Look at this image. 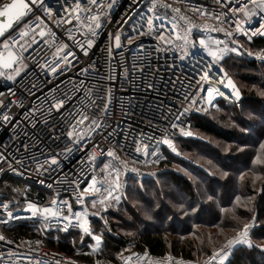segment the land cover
Returning a JSON list of instances; mask_svg holds the SVG:
<instances>
[{"label": "snow or ice", "instance_id": "snow-or-ice-1", "mask_svg": "<svg viewBox=\"0 0 264 264\" xmlns=\"http://www.w3.org/2000/svg\"><path fill=\"white\" fill-rule=\"evenodd\" d=\"M117 2L110 0L105 4L103 0H62L61 13L47 0H0V37L14 23L33 13L34 9H42L49 19L55 17L58 22L69 25L68 39L73 42L72 45L63 43L57 47L52 61L38 59L39 53L26 56L25 53L33 45L47 43L39 39L46 35L45 20L36 16L39 24L31 22L25 26L26 30L4 40L0 46V78L11 82L6 89L9 96H17L12 86L19 84L28 71H32L41 84H51L47 91L53 93L50 98L46 96L39 106L31 105L29 100L31 106L25 107L24 100L35 95L36 84H23L27 96L21 92L15 100H8L5 93L0 92V97H5L0 100V127L12 130L10 146L6 145L0 151V165H6L18 174L28 171L38 176H47L50 180L49 189L64 185L71 188L70 198L62 200L57 192L44 203L28 200L24 193L23 200L14 201L17 206L15 211L10 210L13 201L0 202V211L7 217L0 218V224L30 218L40 226L38 231L47 232L55 228L58 232H67L77 229L81 241L85 237L94 241V244L89 245L93 253L103 251L104 233L92 227L90 218H99L102 221L101 227L110 232L105 214L127 198L128 161L122 154L129 157L135 154L138 163L141 162L139 156L143 155L145 162L156 164L165 158L161 152L162 146L180 155L175 141L194 136L191 123L193 113L211 115L212 109L219 112L217 97H225L230 101L234 97L235 101H240V91L224 67L227 56L242 54L243 45L239 37L246 36L248 41L255 36L264 37V0H212L211 5L206 0H174V3H168L167 0H132L130 10L139 9L136 17L123 19L113 31L107 33L108 40L101 52L107 68L105 72L90 56L95 40L88 38L84 43L78 37H99L107 31L105 22L107 20L110 23V11ZM175 3L182 6H174ZM256 16H260L259 25L250 30L247 25ZM48 31L51 32V29ZM30 33L31 42L25 47L20 41L29 37ZM51 34L55 36L54 32ZM220 34H223V38H220ZM144 37L153 39L154 44L146 46L143 43ZM74 48H78L86 58L84 67H77L80 59ZM247 54L264 62V49L255 53L249 51ZM29 60L34 68L30 66ZM189 66L195 74L191 77L184 71ZM70 69H75L77 76L69 78L67 85L61 88L64 82L60 80L57 83V80ZM177 69L180 71L177 72ZM165 72L172 74L167 80L162 79ZM40 77L45 79L41 80ZM117 80L121 87L127 84L143 92L164 95L165 98L171 91L179 100V107L164 109L163 101H160L156 108L161 110L147 117L143 111L137 113L136 107L140 101L130 97L127 107L122 105L120 108L121 116L132 118L139 115L140 123L152 129L153 135L149 136L131 127H113L108 118L110 113L114 115L113 88ZM161 84L163 88L159 87ZM221 84L231 89V96H225L218 87ZM178 88L180 91H177ZM260 94L264 96V92ZM14 108L23 111L17 113L13 111ZM97 135L109 141V145H90V141ZM117 136H121V139H115ZM90 146L93 149L91 152L88 151ZM260 149L251 161L255 175L253 184L256 179L264 176V142L260 143ZM78 151L86 154L81 155L77 161L79 172L65 173L63 161ZM237 151H243V148H237ZM105 156L107 162L101 166L97 162L98 157ZM149 156L153 159L148 160ZM3 170L0 166V171ZM131 171L139 170L132 168ZM222 175L227 176L228 173L223 172ZM40 183L45 181L42 179ZM12 191L15 193L17 190ZM260 191L264 192V188ZM212 199L209 195L208 200ZM240 199L236 197L237 201ZM21 203L22 208L19 207ZM193 203L195 201L189 203L187 209L181 201L174 202L173 206L187 216L197 212ZM17 212H23L26 216L21 217ZM257 223L258 215L253 213L251 220L244 223L234 236L227 238L222 247L214 250L205 264H226L234 246L244 244L251 247L250 230ZM0 241L13 243L2 234ZM40 243L36 241L37 245ZM13 256L21 259L12 249L7 253L0 251V264H12L10 258ZM118 258L121 264H170L172 260L171 256L153 259L147 250L142 254H118ZM27 259L31 260L32 257L28 256ZM96 264H101L100 259H97Z\"/></svg>", "mask_w": 264, "mask_h": 264}, {"label": "trees", "instance_id": "trees-1", "mask_svg": "<svg viewBox=\"0 0 264 264\" xmlns=\"http://www.w3.org/2000/svg\"><path fill=\"white\" fill-rule=\"evenodd\" d=\"M246 42L256 52L264 49V37L260 36ZM224 65L229 76L233 77L241 90L242 98L235 103H224L228 100L222 98L225 100L221 99L217 103L220 105L219 112L212 109L211 115L194 114L192 131L205 137L209 136L219 144H227L231 150L223 151L218 144H214L211 140L205 144L192 137L179 138L175 143L178 150L186 154L194 150L208 154L209 160L216 167L213 169L211 166L212 175L201 171L203 168L192 166L196 171L203 172L198 178L206 186L207 192L213 199L208 200L209 195L191 192L194 184L190 179L184 178L170 168V171L165 169L167 171L164 172L170 173L171 180H174L177 185L184 186L185 192L192 193L190 196H185V206L187 209V205L195 201L192 206L198 207L196 213L185 216L170 206L169 211H171L170 215L173 220H169V225L173 227H166L160 231L152 228L148 230L151 223L144 222L139 216L129 213L131 219L126 223H133L136 227L139 224L140 231L134 228V235L117 234L116 224L110 223L112 231L108 232L103 228V251L95 254L88 250L89 237H85L81 241L77 232L74 231L65 233L56 231L43 238L49 248L73 254L78 259L89 262H95L97 259L116 260L118 254L124 253L132 244L137 250H147L158 255L171 252L186 258H196V255L202 252L210 251V245L214 241L213 237L216 236L214 232L210 231L212 228L223 230L224 228L228 229L227 225H231V229H237L244 222L251 220L255 213L258 215V223L250 236L252 246L244 244L235 246L226 264H264V247H261L264 245V192L260 191L261 188H264V176L256 179L253 184L255 175L251 163L252 159L261 151L260 143L264 142V96L260 94L264 92V62L256 61L248 55H232L225 58ZM237 148H243V151H237ZM208 149L213 151V156L209 155L210 151H206ZM162 150L166 158L154 166L171 167L174 162L190 165L177 158L169 150L165 148ZM152 166L151 164L149 168L151 169ZM164 172L157 173V176ZM223 172H227L228 175H222ZM149 177L142 181L131 179L127 189L136 183L148 185L152 180H157L152 177L148 179ZM165 195L160 194L159 201L165 203ZM237 196L241 199L236 203ZM148 202L151 205L154 200L150 199ZM163 206L161 207L162 211ZM222 209H226L223 210L225 211L224 217H222ZM110 213L120 215L114 210ZM132 215H135L134 219ZM132 220L133 222H131ZM95 224V229L96 226L101 227L102 225L98 221ZM5 233L19 241L34 240L41 235L38 228L27 224L10 226L5 229Z\"/></svg>", "mask_w": 264, "mask_h": 264}, {"label": "built area", "instance_id": "built-area-1", "mask_svg": "<svg viewBox=\"0 0 264 264\" xmlns=\"http://www.w3.org/2000/svg\"><path fill=\"white\" fill-rule=\"evenodd\" d=\"M51 2L50 5L58 10L61 11L60 9V4H62V0H47V3ZM105 4L109 3L110 0H103ZM168 3H174V0H167ZM206 2L211 5L212 0H206ZM49 4V3H48ZM132 4V0H118L117 4L111 9L110 11V23L106 20L105 26L107 31H104L101 33L99 37H92V36H79L78 39L81 42L86 43V40L88 38H92L95 40V44L93 46V49L90 50V56L92 60L97 61L105 70L106 64H104L103 58L101 56V52L103 47L105 46L107 40H108V31H113L117 24H119L123 19H128L130 17L135 18L136 17V12L139 11V9L136 10H130V5ZM174 6H182L179 5V3H175ZM128 13V15H126ZM36 16H41L45 20V24L47 27L45 28L46 35L43 38H39L41 40H46L47 43H38V45H33L32 48H29L28 53H25V55H38V59L41 60H49L52 61L54 59L53 53H55L56 48L60 47L63 43H68L69 45H72V41L68 39V28L69 25L64 24L63 22H58L55 17L52 19H49L45 13L43 12L42 9H34L33 13H29L27 16H25L20 22L13 24V27L7 30V32L4 34L3 37H0V46H2V43L4 40L9 39V37H16L22 30H26L25 26L29 25L31 22H35V24H39V21L36 20ZM260 21V16H256L253 18L252 23L247 25V27L251 30L256 27H258ZM134 22V21H133ZM41 27H44V25H41ZM48 29H51V32L55 33V36L51 34V32L48 31ZM73 35H76L75 32H73ZM212 35H216L213 33ZM260 36H255L252 38V40L258 38ZM31 33L29 37L25 38L24 40H21V43L25 44V47H27V44L31 42ZM220 38H223V34H220ZM240 43L243 41H248L246 36H240L239 37ZM251 40V41H252ZM143 43L146 46H151L154 44V40L149 38V37H144L143 38ZM79 56L80 63L77 65V67H84L85 66V57L83 56V53L79 51L78 48L73 49ZM256 60H258L255 56H253ZM260 61V60H258ZM75 63V61H74ZM88 63H91V61H88ZM29 64L31 67L34 68V65H32L31 60H29ZM38 71V70H37ZM180 69H177V72H179ZM185 72L188 73V75L191 77L195 75L194 73L191 72L190 66L184 69ZM216 72V69L213 70ZM172 74L170 73H163L162 79L167 80L169 79V76ZM23 76V73H22ZM77 76V72L75 69H70L68 73L64 74V76L58 78L57 83H59L60 80L64 82L63 85H60L61 88H63L64 85H67L68 79L71 77ZM229 76V75H228ZM230 77V76H229ZM174 79L175 77L172 76ZM217 78H219L217 76ZM41 80L45 79L44 77H40ZM227 81L225 80V83ZM27 83L29 86L32 84L37 85V90L35 92V95L32 97H29L28 99L24 100V105L25 107H30L31 105H36L39 106L41 103H43L45 97H51L53 94L52 92L47 91V88L51 87V84L45 85L41 84L36 77L33 75L32 71H28V74L26 77H24L23 80L19 82L17 85H13V90L17 92V96L20 95L21 92L25 96H27V92L23 89V84ZM11 82L5 81L3 78H0V92H4L5 96L8 97V100H15L17 99V96H9L6 89L7 86H9ZM224 85H218L220 90H222V87ZM159 87L163 88V85L161 84ZM177 91H180L178 88ZM225 93V92H224ZM113 96L115 98L114 104H113V113H110L108 120L112 123L113 127H116L119 125L120 128L122 129H128V128H135L137 131H142L147 133V135L152 136L153 135V130L149 129L146 127L145 124L140 123L139 121V115L137 117H122L120 108L123 105L124 107H127V102L130 97H135L137 100L140 101L139 105L136 107V111L139 114L141 111L145 114L147 117H151L153 115V112H159L161 109H157L156 105L160 103V101H163L164 104V109H167L170 106H174L176 108L179 107V100L175 98V93H172L171 91L168 92L167 98H165L164 95L157 96L154 92H143L140 89L132 88L129 85L125 84L123 87L120 86V81L117 80L114 82V88H113ZM225 96H229L227 93H225ZM5 97H0V100H4ZM220 98H225V97H217L216 98V103L219 101ZM29 100H31V105L29 104ZM228 100V99H227ZM230 101V100H228ZM235 101L234 98H232L233 102ZM7 103V101H5ZM14 112H22L23 109L19 108H14ZM194 114H199V113H193ZM202 114V113H200ZM203 115V114H202ZM193 124V121H191ZM163 125H161L162 127ZM12 130L10 128H5V127H0V151H3L6 145L11 144L10 141V136H11ZM159 134H157L158 136ZM202 137V139H201ZM191 138V137H188ZM192 138H195L199 140L202 143H206L207 139L205 136L197 134L194 132V136ZM115 139H121V136L115 137ZM177 141V140H176ZM175 141V143H176ZM109 141H106L102 136L97 135L90 141L91 144H99L100 147H106L109 145ZM165 148L169 150L166 146H162L161 150ZM178 149V148H177ZM93 149L90 146L88 151L91 152ZM171 152V150H169ZM180 152V155H176L175 153L171 152L174 154L177 158L182 160L183 162L194 165L200 169L203 167L200 164H197L193 158H190L186 153L178 150ZM81 155H86L81 152H76L73 153V155L67 160L63 161V167L65 173H69L72 171L79 172V168H77L76 164ZM122 157L128 161V171L126 172V188L128 187L129 181L131 179H137V178H146L150 176L151 171H149V166L152 163H147L145 162V157L143 155L139 156V160L141 162L136 161L135 154H133L132 157H129L127 154H122ZM148 160H151L150 156L147 158ZM98 163L101 164L104 162H107V157H98ZM3 167V171H0V202H6V201H13L12 207L10 210L15 211L16 209V204L14 203L15 200L20 199L23 200L24 196L23 194H27V199L32 200L38 203H44L47 202L53 195H55L57 192L59 193V198L60 199H68L71 197V188L68 187L67 185H64L62 187L57 186L53 189H49L48 184L50 183V180L47 176H38L35 172H28L24 171L23 174H18L10 169L7 168L6 165H0ZM132 168H137L139 171L138 172H132ZM23 171V170H22ZM173 171L176 173L177 171L173 169ZM44 180L45 183L41 184L40 181ZM12 189H16L17 191L14 193ZM19 207H23V204L21 203ZM110 211V210H109ZM108 211V212H109ZM108 212L105 214V219L106 215ZM17 215L21 217H25L26 214L23 212H17ZM0 218L6 219V215L3 214L2 211H0ZM100 221L99 218L97 217H91L90 222L93 228H95V222ZM102 222V221H101ZM16 224H27L35 228H40L38 224H34L33 220L30 218H21L19 220H11L9 221L8 224L3 225L0 224V234L4 235L7 240L13 241V243L9 244L6 243L5 241H0V251H3L7 253L9 249H12L17 252V254L21 257V259H16L15 256L11 257L12 264H96L95 262H89L85 260H80L78 259L75 255L70 254V253H65L62 251H57L54 249L49 248L46 244L45 241H43V238L49 236L52 232H56L55 228L50 229L47 232H44L43 230H40V237L34 240H15L12 238L10 235H7L5 233V229H8V227L16 225ZM254 229V228H253ZM253 229L250 230V235L253 231ZM74 231L78 232L77 229H70L67 232ZM65 233V232H62ZM249 235V237H250ZM90 241L88 242V250L91 251V248L89 245L94 244V241L91 240L89 237ZM39 240L41 243L39 245L36 244V241ZM27 241L29 243L25 244L24 242ZM223 245H219L203 257L199 258H186L183 256H178L174 253L168 252L165 255H158L155 253H151L148 251L149 256L152 257L153 259H163L164 257L171 256L172 260L170 264H178V262H182V264H205V262L208 260L209 256L212 254L214 250L217 248L222 247ZM238 246V245H236ZM235 247V246H234ZM146 250H141V249H133L130 251H124V253H121L123 255H128L130 252H136V253H143ZM95 254V253H94ZM31 256L32 259L28 260L27 257ZM101 264H121V261L119 260L118 256L116 260H100Z\"/></svg>", "mask_w": 264, "mask_h": 264}, {"label": "rangeland", "instance_id": "rangeland-1", "mask_svg": "<svg viewBox=\"0 0 264 264\" xmlns=\"http://www.w3.org/2000/svg\"><path fill=\"white\" fill-rule=\"evenodd\" d=\"M241 44L243 45V47L241 49L242 54L241 55L230 54L229 56H232V55L246 56V55H248L247 53L249 51H251L253 53L256 52V51L252 50V48L250 46L247 45L246 41L241 42ZM251 57H253V56H251ZM256 61H258V60H256ZM224 67H225V65H224ZM225 69L227 71L226 67H225ZM227 73L229 75L228 71H227ZM221 99L222 98H220L219 100H221ZM222 100L224 101L225 99H222ZM223 101H221V102H223ZM224 103H230V101L229 102L224 101ZM218 106H220V105H218ZM205 138L207 139L206 143L207 142L209 143L212 141L214 144H218V146L220 148H222L223 151H225V149L228 148L227 144H224V143L219 144L216 140H212L209 136H206ZM206 151H210L209 155H211V156L214 155L213 151H211L209 149ZM161 152H162L163 156L165 157L163 150H161ZM187 155L190 158H193L197 164H200L203 167V170H201V171H203L205 173H211V171H210L211 166L213 169L216 168L215 165H213L211 163V160H209L207 153L202 154L201 151L194 150L192 152H187ZM162 160L163 159H161L160 161H162ZM152 165H153L152 168L149 169V171H151V175L148 179H150L152 177V178H156L157 180L156 181L152 180L150 182L152 184L148 183V185H146L145 183H141L140 185H139V183H136L133 187H131L129 189H127L128 188L127 187L126 188L127 198L123 199L121 201V203L119 204V206L109 209L110 211L106 215V219L109 221L108 227L111 228V231L113 229H112V225L110 223L116 224V229H117L116 233L117 234L128 235V233H132L134 235V233H135V232H133L134 228H136L140 231L138 223H137L138 227H136L133 223H129V224L126 223L127 221H129L131 219V216H129V213H132V214H135L136 216H139V218L144 222L151 223L148 227L149 228L148 230H150L152 228V229L160 231L162 229H166V227H173V226L169 225V220H173V217L170 215L171 211H169V209H171L170 206L175 208L173 205H174V202H176V201H181L185 204V196H190L192 193L185 192L183 189L184 186L177 185L174 180H171L172 178L170 177V173L168 174V173L164 172V171L169 170V168L172 171H173V169H175L177 171L176 173L181 174L184 178L190 179L191 183L194 184L191 188V192L194 191V192H199V193L207 195V196L209 195V193L207 192L206 186L198 178V176H201L203 174V172L196 171L195 168H193L194 165L192 166V165L188 164L189 166H187V165H184L182 163H177V162H174L171 167L165 166L164 168H159L157 166H154V165H158L156 163H152ZM165 169H167V170H165ZM159 172H164V173L157 176V173H159ZM142 179H144V178H137V180H140V181H142ZM141 185H143L142 188H141ZM160 194H162L163 196L166 194L164 197L165 203L159 201ZM207 196H205V197H207ZM150 199L154 200V203L153 204L151 203V205L148 202V200H150ZM226 200H228V198H226ZM237 202H239V201H236V203ZM162 206H163V211L161 210ZM196 208H198V207H196ZM113 210H114V212L117 211L120 215L117 216V215H114V213H110V212H113ZM136 210H137V212H136ZM223 210H226V209H223ZM227 210L229 211V209H227ZM224 214H225V211H222V217H224ZM135 215H132L133 219L135 218ZM176 216H178V215H176ZM249 221H250V219L248 220V222ZM98 222H100V224L102 223L101 221H98ZM131 222H133V220ZM244 223H247V221ZM242 225L238 226L237 229H231V225H227L228 229L224 228L223 230H219L217 228H212L210 231L214 232V234L216 236L213 237L214 241L212 242V245H210V250H212L213 248H215L219 245H224L226 239L234 236L235 232L240 227H242ZM96 231L97 232H103V227H97L96 226ZM251 235H252V233H251ZM249 239H250V237H249ZM133 249H136L134 244L130 245L127 248V250H129V251L133 250ZM208 252H210V251H208ZM208 252H202L201 254L196 255V258L203 257L204 255L208 254Z\"/></svg>", "mask_w": 264, "mask_h": 264}, {"label": "water", "instance_id": "water-1", "mask_svg": "<svg viewBox=\"0 0 264 264\" xmlns=\"http://www.w3.org/2000/svg\"><path fill=\"white\" fill-rule=\"evenodd\" d=\"M49 4L51 3V2H48ZM15 24V23H14ZM10 29V28H9ZM8 29V30H9ZM231 77V76H230ZM231 79L233 80V82L235 83V85H236V87L238 88V86H237V84H236V82H235V80L233 79V77H231ZM227 83V82H226ZM225 83V84H226ZM239 89V88H238ZM222 90L225 92V93H227L229 96H231V89L230 88H226V87H222ZM240 91V94H241V98H242V92H241V90H239ZM234 98V97H233ZM240 98V99H241ZM235 99V98H234ZM200 114V113H199Z\"/></svg>", "mask_w": 264, "mask_h": 264}]
</instances>
